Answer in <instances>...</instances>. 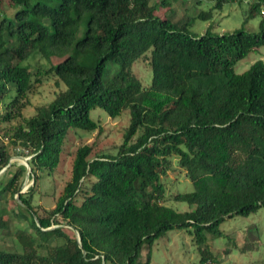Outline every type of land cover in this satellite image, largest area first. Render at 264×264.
<instances>
[{
	"label": "trees",
	"instance_id": "trees-1",
	"mask_svg": "<svg viewBox=\"0 0 264 264\" xmlns=\"http://www.w3.org/2000/svg\"><path fill=\"white\" fill-rule=\"evenodd\" d=\"M9 1L13 16L0 0V167L8 175L0 177V198L17 193L12 215L27 228L14 233L19 250L0 248V264H154L151 245L171 230L192 237L196 264H218L209 246L223 235L218 226L264 207V61L235 70L264 45V0L246 2L244 22L259 16L258 31L208 26L200 35L188 32V13H156L163 5L169 13L178 0ZM211 2L194 17L244 0ZM33 53L46 64L30 70L22 62ZM53 55L64 58L52 63ZM135 61L151 68L148 85L132 71ZM50 75L63 88L24 114ZM96 108L111 118L129 113L113 153L99 147L101 116L90 115ZM76 129L96 137L71 152L69 176L44 207L36 200L46 194L42 178L59 169ZM18 155L29 156L32 183L23 192L26 168L10 162ZM167 170L191 188L182 190ZM4 211L0 231L8 230Z\"/></svg>",
	"mask_w": 264,
	"mask_h": 264
},
{
	"label": "rangeland",
	"instance_id": "rangeland-1",
	"mask_svg": "<svg viewBox=\"0 0 264 264\" xmlns=\"http://www.w3.org/2000/svg\"><path fill=\"white\" fill-rule=\"evenodd\" d=\"M158 0H150L151 3ZM249 0H244L242 4L230 3L224 4L219 9H213L211 16L207 19H201L194 17L199 10L207 11L213 5L211 0H201L200 3L195 5L196 0H178L171 3V10L169 13H165L168 10V6H159L156 13L159 15L168 14L171 16L173 12V18H177L184 12L188 13L193 17L190 20V25L188 26V32L191 35H200L203 33L208 26H211V30L214 33L230 32L237 28L243 26L245 30L250 32L258 31L259 16H254L249 18L244 22V16L246 12V2ZM2 9L7 15L13 16L17 7L12 5L9 0H1ZM75 49L73 47L67 52L66 55H73ZM64 57H59L56 55L51 56V62L56 63L57 61L63 59ZM261 59L264 61V45L256 48L250 52L245 58L241 59L236 65L235 70L237 72H242L249 67L254 61ZM24 66H27L30 70L33 69L36 64H46L44 60L41 59L37 53L31 54L26 60L22 62ZM113 62H108L107 67L111 68ZM40 66V65H39ZM132 71L137 75L142 84L148 85L151 80V68L142 62H134L132 65ZM111 72V71H110ZM110 72H105L104 76L110 75ZM63 88V84H55V76L50 75L43 79L40 86L37 87L35 93L30 94L31 104H29L24 109V114L30 115L34 112V108L38 104H43L51 100L56 93V91ZM100 114V122L102 123V133L99 136V147L109 148V153H113L114 149L112 147L118 145L122 141V134L125 127L129 122V113L124 111L121 116L116 118H111L105 114V112L99 108H96L90 112L93 119ZM96 137V131L84 132L80 129L70 131L67 137V141L64 146L65 154L63 158V163L60 164L59 169L53 176H44L42 178L43 192L46 194L41 197L36 198L41 205L50 208L53 206L52 193H58L65 180L69 176L70 162H71V152L76 149L77 146L82 145L87 142H92ZM27 159L29 156H25ZM10 162L14 163L16 166L24 164V160L19 156H13ZM7 166L0 167V177L3 181H6L8 175L4 176V172ZM13 169V168H12ZM168 177L173 180H178L181 185L186 187L182 190H189L191 185L182 176V174H175L170 170H167ZM32 183V180L28 178L23 179L20 192H23ZM55 186V191L53 192ZM170 186V185H169ZM172 191H175V186H170ZM18 200L17 193L14 196H10L8 193H4L0 198V208L5 207L7 211L1 212L2 218L8 221V230L2 229L0 232V248H6L8 250L20 249V245L16 240L15 232L17 229L27 228V220L24 218L13 217L12 210L14 212L18 211V207L15 204V200ZM169 205L177 208L178 210H184L188 207L185 202H168ZM11 209V210H10ZM10 210V213H9ZM67 228V226H65ZM218 229L223 232L220 237L214 238L210 243V249L213 254L217 255L218 264H264V207L260 208L254 213L247 216H233L232 218L224 220ZM74 234L75 231L73 230ZM173 235V236H172ZM76 236V234H75ZM172 236V237H171ZM229 236L231 238H229ZM192 237L188 234L186 230H171L166 233L162 238L156 239L151 245V261L154 264H166L167 262H172V264H194L197 263L195 244L191 241ZM232 241V242H231ZM227 246L230 248L227 257L224 256L222 252L223 247ZM39 250L44 252L43 247ZM144 258L145 255H141Z\"/></svg>",
	"mask_w": 264,
	"mask_h": 264
},
{
	"label": "water",
	"instance_id": "water-1",
	"mask_svg": "<svg viewBox=\"0 0 264 264\" xmlns=\"http://www.w3.org/2000/svg\"><path fill=\"white\" fill-rule=\"evenodd\" d=\"M18 156H19V155H18ZM19 157H21V158L24 160V166H25V168H26L25 178H28L29 173H30V167H29V164H28V162H27L28 159H27L26 157H24V156H19ZM74 231H75V234H76V239H77V241H79L78 233H77L76 230H74Z\"/></svg>",
	"mask_w": 264,
	"mask_h": 264
},
{
	"label": "built area",
	"instance_id": "built-area-1",
	"mask_svg": "<svg viewBox=\"0 0 264 264\" xmlns=\"http://www.w3.org/2000/svg\"><path fill=\"white\" fill-rule=\"evenodd\" d=\"M261 11L264 12V4L262 5Z\"/></svg>",
	"mask_w": 264,
	"mask_h": 264
},
{
	"label": "clouds",
	"instance_id": "clouds-1",
	"mask_svg": "<svg viewBox=\"0 0 264 264\" xmlns=\"http://www.w3.org/2000/svg\"><path fill=\"white\" fill-rule=\"evenodd\" d=\"M264 3H262V5H263Z\"/></svg>",
	"mask_w": 264,
	"mask_h": 264
}]
</instances>
